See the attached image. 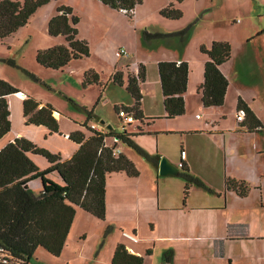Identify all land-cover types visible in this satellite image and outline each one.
Masks as SVG:
<instances>
[{
  "label": "crops",
  "instance_id": "1",
  "mask_svg": "<svg viewBox=\"0 0 264 264\" xmlns=\"http://www.w3.org/2000/svg\"><path fill=\"white\" fill-rule=\"evenodd\" d=\"M79 1L95 7L100 14L111 20V24L109 29L102 30L106 25L97 21L94 12L85 13L81 7L66 4L79 17L78 37L89 44L90 55L72 61L65 68L76 63L75 67L83 75L89 70L102 76L108 73L110 81L119 87L116 88L119 91L123 87L127 90L129 76L137 77L141 66L144 67L145 79L140 83V109L144 120L139 121L135 131L127 132L154 159L143 160L133 148L128 146L125 150L126 144L119 143L122 154L135 164L139 175L130 177L124 172L107 175L104 220L78 208L59 257L68 254L72 259L79 258L88 263L111 264L117 245L124 244L130 253L143 256L144 264H156V256L160 253L166 255L169 251L172 252L171 257L167 261L165 256L163 264H177L179 254L187 256L188 252L189 256L182 260L189 258V264H193L195 260L198 261L196 264H264V72L255 70L256 63L259 62L257 60L264 62V42H261L264 41V26H253L251 31L246 29L244 34L247 37L237 48L236 54H233L231 47L230 59L220 66L229 81L225 102L219 107H206L202 103L199 89L204 82L208 56L199 52L200 47L204 45L208 48L215 40H225H205L204 43L197 44L189 56V32L182 37L177 32L183 30L185 25L179 22L171 24L178 19H157L158 23L154 26L156 33L148 41L145 37L141 38L138 26L134 28V35L130 33L127 20L130 18L121 11L104 5L99 0ZM170 3L175 8H181L174 0H168L150 15L157 16L156 13H160ZM58 6L55 4L51 10L41 14L45 17L47 28ZM261 7H264V2L257 1V11ZM180 10L184 16V9ZM134 17L130 20L133 22L135 19L138 23V16ZM84 20H88L93 29L92 37H97L100 52H95L91 39L82 34ZM150 26L145 23L142 30L146 31ZM55 38L62 40L61 45L66 44L63 37ZM254 43L257 47L255 53L246 46ZM108 46L112 47L109 56L105 53ZM47 48L51 47H40ZM122 48L128 51V55L116 56V52ZM161 61L186 62L189 66L187 91L184 94L185 114L176 118L166 117L158 70V63ZM116 73L120 74L121 84L114 80ZM232 78L237 81L241 79V86L233 85ZM246 84L247 89L244 88ZM92 85L102 84L99 80L98 84L88 86ZM255 85L263 86V95L255 92ZM239 100L250 108L261 123V131L249 129L254 123L253 118L244 122L237 121L238 127L223 123L230 112L237 113ZM133 103L131 97L129 104L124 107H131ZM227 105L231 108L228 111ZM42 106L44 105L41 103L40 107ZM120 109L123 108H118V111ZM53 115L56 118L58 114L54 111ZM96 115L101 118L99 114ZM24 120L27 119L24 117ZM26 124L32 125L27 121ZM85 124L88 126V123ZM131 125L132 123L129 124ZM19 136L17 134L9 142L24 138ZM64 137L72 141L69 134ZM9 142L1 145L0 150ZM72 142L74 146L69 147L65 155L57 153L63 160L71 159L78 151L79 145ZM183 151L186 153L184 160L181 157ZM37 157L40 159L37 166L41 170L49 168L50 164L45 158L30 155L32 160ZM162 157H166L180 169L178 175L159 174ZM181 162L210 191L191 186L185 196V181L181 177L182 168L179 167ZM228 180L245 182L250 188L247 195L241 197L235 190L228 188ZM30 187L33 191L37 190L38 194L43 188L40 180L32 181ZM108 228L110 235H105ZM89 240L94 244L93 253L101 241V247L107 246L106 250L102 248L94 257L92 255V260L86 252V242ZM71 242L78 246L72 248Z\"/></svg>",
  "mask_w": 264,
  "mask_h": 264
},
{
  "label": "trees",
  "instance_id": "2",
  "mask_svg": "<svg viewBox=\"0 0 264 264\" xmlns=\"http://www.w3.org/2000/svg\"><path fill=\"white\" fill-rule=\"evenodd\" d=\"M56 0H0V40L11 37L26 26L38 9ZM104 5L121 11L132 19L142 0H99ZM161 15L169 19H180L183 12L171 3L161 10ZM79 17L69 6L60 5L56 14L48 22V33L52 37L61 36L65 45H57L37 51L36 61L43 68L62 70L72 61L90 55L89 44L78 37ZM186 30L177 32L183 36ZM176 33V35H177ZM146 37H153L146 32ZM200 50L208 56L204 69V82L200 87L202 103L206 107H219L225 102L229 81L220 66L231 57V45L224 41H214ZM164 106L167 118L185 114L184 94L187 91L189 66L186 62L161 61L158 63ZM145 79V69L141 66L137 77L129 76L127 90L134 103L122 107L134 117L143 121L140 109L142 94L140 83ZM114 80L121 84L120 74ZM99 83V75L89 70L84 75L83 86ZM20 91L9 82L0 79V140L11 131L10 110L7 97ZM28 98L23 101L24 117L28 124L45 126L52 133H58L59 125L54 117V109ZM118 111V107H115ZM246 113L245 120L253 118L249 129L261 131V123L250 108L239 100L238 110ZM92 113L88 120L92 119ZM129 125V124H128ZM86 128L88 126L84 125ZM90 128V127H89ZM91 134L76 131L69 138L79 145L78 151L69 160L59 154L40 148L26 138H16L0 150V264H29L38 249H44L53 257H59L66 245L77 209L90 213L100 220L106 214V179L111 173L124 172L137 177L139 170L124 154L115 157L112 148L104 147L105 141L118 137L124 144L136 150L148 160H153L132 139V134L115 129L106 133L89 129ZM118 132V133H117ZM129 134V135H128ZM39 155L50 164L41 170L30 155ZM181 177L185 181L184 194L187 196L191 186L206 191L210 188L198 177L193 176L185 167ZM34 180L42 182V190L36 195L30 187ZM227 187L235 190L241 197L249 192L245 182L227 181ZM110 228L105 232L109 234ZM147 253L150 254V251ZM172 252L166 253L169 261ZM6 260V262H4ZM111 264H144V257L132 254L124 244L117 245Z\"/></svg>",
  "mask_w": 264,
  "mask_h": 264
},
{
  "label": "rangeland",
  "instance_id": "3",
  "mask_svg": "<svg viewBox=\"0 0 264 264\" xmlns=\"http://www.w3.org/2000/svg\"><path fill=\"white\" fill-rule=\"evenodd\" d=\"M17 1L23 2L24 0ZM166 1L168 0H142V3L138 5L135 11V17L138 16L140 21L137 23L135 19L133 22L127 19L131 28L130 33L134 35V28L138 26L141 38L145 37L149 41L152 37H146L145 33L148 32L154 35L156 33L154 26L158 23L157 19L164 18L159 12L156 13L157 16L150 14L161 3ZM257 1L264 2V0H174L176 4H179L184 9L185 15L178 20L172 21L175 23L171 24H178L176 22H179V24L185 25L183 30H179H186L182 37H185L189 32V56L195 50L197 44H202L205 40L213 41V39L225 40L224 42H228L231 45L233 54H236L238 52L237 48L247 37L244 34L246 33L245 30L251 31L253 26L254 28L256 26H264V7L257 11ZM55 4L59 6L72 4L77 8L81 7L84 9L85 13H88V11L94 12L97 21L106 25L102 30L110 28L111 20L100 14L95 7L83 4L79 0H57L38 9L29 23L11 37L0 40V79L9 82L20 91L19 94H11L7 97L11 131L5 136L0 146L19 134V137L35 142L34 144L40 148H45L52 153L56 152L55 154L61 152L62 155H65L69 147L74 146L72 141L65 139V134L70 135L76 131L85 135L91 134L89 127L92 124L99 125L98 121L100 119L112 125L118 132L124 131V127H126L128 132L135 131L140 124L139 121H135L129 126L124 120L119 118L115 106L120 108L128 105L132 96L131 94L129 95L125 87L118 91L116 88L119 87L113 85L108 73L103 76L98 74L102 85L84 87V75L81 70L77 69V66L75 67L74 64L76 63L63 70H49L38 65L36 54L38 50H41L40 47H54L62 43L60 38L49 35L45 17L41 15L43 12L51 10ZM145 23L151 25L146 31L142 30ZM81 31L83 35L91 39L93 50L100 52L96 41L97 37H92L93 29L89 26L88 20H84ZM98 31H100V27ZM246 46L249 51L252 50L254 53L257 50L255 43ZM111 48V46H108L105 50L108 56ZM143 51L145 53V49ZM199 52L205 55L201 50ZM262 53L264 57V49ZM257 61L259 62L256 63L255 70L264 72V62L262 60ZM232 84L240 87L241 79L237 81V79L232 78ZM247 87L248 85L246 84L244 88L247 89ZM254 87L255 92L263 95L262 85H255ZM28 98L53 107L55 113L58 114L56 116L59 125L58 133H51L44 126L26 124L23 101ZM228 106L227 111L231 109ZM90 113L94 114L92 119L88 120ZM96 114H99L101 118H97ZM85 123H88V128L84 126ZM223 123L238 127L236 113L234 111L230 112ZM127 147V145H124L125 150H127ZM133 151L139 157L141 156L140 158L146 159L136 150ZM33 160L37 165L40 159L37 157L33 158ZM33 187L35 188L36 185L34 184ZM34 193L38 195L37 190ZM71 245H73L72 248L78 246V244L75 245V242H71ZM86 245V252L91 260L93 259L91 258L92 255L94 257L97 251L102 248L104 250L107 249V246L101 247L102 241L98 244L95 253L92 250L93 241H87ZM187 256H189V252ZM187 256L186 254H179L177 264H189V258L182 260L183 257ZM164 258L165 254H158L155 263L163 264ZM71 259L68 254L62 257H53L44 249H38L29 264H68L69 261H71L69 264H94L79 258ZM196 263H198L197 260L193 261V264Z\"/></svg>",
  "mask_w": 264,
  "mask_h": 264
},
{
  "label": "built area",
  "instance_id": "4",
  "mask_svg": "<svg viewBox=\"0 0 264 264\" xmlns=\"http://www.w3.org/2000/svg\"><path fill=\"white\" fill-rule=\"evenodd\" d=\"M121 12L124 14L126 12V10L122 9ZM123 55H125V56L128 55V51L124 48H122L116 52V56H118V57L123 56ZM236 115H237V121H239V122L245 121L246 113L243 109L237 110ZM118 116H119V118L124 120L126 122V124H131L134 122V117L132 115L128 114L124 109H120L118 111ZM90 128L96 132H101V133L107 132V129L101 125L92 124L90 126ZM109 141H111V143H109ZM119 143H121V140L118 137H113V138H110L108 141L107 140L105 141L104 147L112 148L113 156L117 157L120 154H122L121 148L119 147ZM185 156H186V153L183 151L181 153V157L183 160L185 159ZM179 167L183 168L184 163L181 162ZM4 262H6V260H4Z\"/></svg>",
  "mask_w": 264,
  "mask_h": 264
},
{
  "label": "water",
  "instance_id": "5",
  "mask_svg": "<svg viewBox=\"0 0 264 264\" xmlns=\"http://www.w3.org/2000/svg\"><path fill=\"white\" fill-rule=\"evenodd\" d=\"M99 124L101 126H104L109 131L113 130V127L111 125H107L105 120L103 119L99 121ZM179 170L180 169L174 164H171L166 157H162L160 159V162H159V174L160 175L162 176L178 175Z\"/></svg>",
  "mask_w": 264,
  "mask_h": 264
},
{
  "label": "bare ground",
  "instance_id": "6",
  "mask_svg": "<svg viewBox=\"0 0 264 264\" xmlns=\"http://www.w3.org/2000/svg\"><path fill=\"white\" fill-rule=\"evenodd\" d=\"M118 133V132H117ZM129 135V134H128Z\"/></svg>",
  "mask_w": 264,
  "mask_h": 264
}]
</instances>
